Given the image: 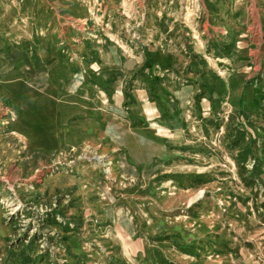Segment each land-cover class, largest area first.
Instances as JSON below:
<instances>
[{
  "label": "rangeland",
  "instance_id": "rangeland-1",
  "mask_svg": "<svg viewBox=\"0 0 264 264\" xmlns=\"http://www.w3.org/2000/svg\"><path fill=\"white\" fill-rule=\"evenodd\" d=\"M0 264H264V0H0Z\"/></svg>",
  "mask_w": 264,
  "mask_h": 264
},
{
  "label": "trees",
  "instance_id": "trees-1",
  "mask_svg": "<svg viewBox=\"0 0 264 264\" xmlns=\"http://www.w3.org/2000/svg\"><path fill=\"white\" fill-rule=\"evenodd\" d=\"M151 56V55H150Z\"/></svg>",
  "mask_w": 264,
  "mask_h": 264
}]
</instances>
